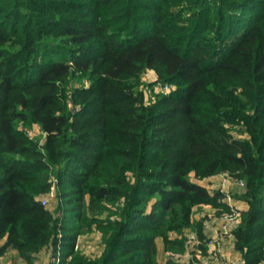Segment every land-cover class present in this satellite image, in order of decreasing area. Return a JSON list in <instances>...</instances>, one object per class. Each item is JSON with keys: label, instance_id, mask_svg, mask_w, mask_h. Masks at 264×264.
Segmentation results:
<instances>
[{"label": "trees", "instance_id": "1", "mask_svg": "<svg viewBox=\"0 0 264 264\" xmlns=\"http://www.w3.org/2000/svg\"><path fill=\"white\" fill-rule=\"evenodd\" d=\"M151 70L172 90L146 102ZM204 206L264 264V0H0V257L201 264Z\"/></svg>", "mask_w": 264, "mask_h": 264}, {"label": "crops", "instance_id": "2", "mask_svg": "<svg viewBox=\"0 0 264 264\" xmlns=\"http://www.w3.org/2000/svg\"><path fill=\"white\" fill-rule=\"evenodd\" d=\"M153 73L152 82H155L158 80V76L154 71ZM205 181H207V184H210V182L217 184L212 186L209 184L206 185L204 184ZM200 183L207 187L211 192L221 190L228 195L235 194V192L240 189L235 179H232L226 174L208 178ZM229 203L238 212L248 210V205L243 201L232 198ZM205 216L209 217V220L206 222V232L213 243L209 246L208 256L198 257L201 264H242V256L235 251L234 238L231 234L232 230L239 224L240 218L235 217L233 220H228L224 216L217 217L214 210L209 206H204L197 211V219ZM216 237L217 241H215ZM5 241V239L0 241V247L5 243ZM159 248L162 251V246ZM50 252L51 251L48 248L44 249L37 256L36 264H55ZM167 255H164L162 252L160 253L161 258H165ZM180 259L187 264L191 259V254L188 253L185 256L180 257ZM0 264H24V262L18 257L15 251L9 250L5 255L0 257Z\"/></svg>", "mask_w": 264, "mask_h": 264}, {"label": "rangeland", "instance_id": "3", "mask_svg": "<svg viewBox=\"0 0 264 264\" xmlns=\"http://www.w3.org/2000/svg\"><path fill=\"white\" fill-rule=\"evenodd\" d=\"M153 75H154L153 71H148L142 76V79H141L140 90L144 92V98H145L146 102L152 101L153 92L157 93V92H160L162 90L163 85L162 84L157 85L158 80L155 82H152ZM152 83L153 84L155 83V85H156V86H154L153 92H152L151 88L148 86L149 84H152ZM21 128L24 129L23 127H21ZM25 130H26L27 134L32 138L39 139V140L41 139V141L44 138L41 129L37 125H34L30 129H25ZM191 179L195 180L194 174H192ZM235 181H237V180H235ZM204 184L208 185L209 183L207 184V181H205ZM216 184L217 183H211L210 182L209 185L212 186V185H216ZM208 187H210V186H208ZM224 217L228 220H233V218H235V217H230V216H228V217L224 216ZM79 240L81 243L82 250L85 251V255H87V256L94 257L101 250V238H100L99 233L96 235L92 234V235H89L87 237L82 236L79 238ZM215 241H217V237H216ZM212 243H213V241H212ZM213 245H215V244H213Z\"/></svg>", "mask_w": 264, "mask_h": 264}, {"label": "built area", "instance_id": "4", "mask_svg": "<svg viewBox=\"0 0 264 264\" xmlns=\"http://www.w3.org/2000/svg\"><path fill=\"white\" fill-rule=\"evenodd\" d=\"M172 90V87L171 86H169V85H163L162 86V92H170ZM238 184L240 185V186H244V183H243V181H238ZM54 197V192L53 193H51V195H50V198L52 199ZM44 203H45V201H44Z\"/></svg>", "mask_w": 264, "mask_h": 264}]
</instances>
